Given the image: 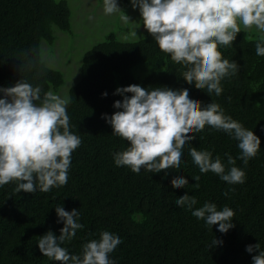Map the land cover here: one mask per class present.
<instances>
[{
    "label": "trees",
    "instance_id": "trees-1",
    "mask_svg": "<svg viewBox=\"0 0 264 264\" xmlns=\"http://www.w3.org/2000/svg\"><path fill=\"white\" fill-rule=\"evenodd\" d=\"M53 28L71 30L65 0H0V88L20 79L40 85L44 92L62 85V73L48 67L40 55V42L54 41ZM143 34L130 42L117 40L111 32L84 53L79 79L68 92L71 131L82 143L72 153L67 184L34 193H16V182L0 186V264H59L44 257L37 246L46 232L58 237L64 227L55 212L58 205L65 211L78 210L77 222L84 226L61 245L70 255H80L82 246L98 240L103 231L122 240L109 254L115 264H253L259 251L248 253L246 246L259 243L264 251V56L255 49L264 36L241 27L232 46H218L222 58L235 62L239 71L221 81L223 91L217 96L186 83V68L160 51L146 29ZM130 85L187 89L201 109L217 103L225 115L254 132L260 150L245 165L238 158V141L206 125L190 134L194 139L182 149L179 168L159 173L142 168L137 174L117 166L114 154L129 144L113 134L102 116L122 110L113 107L123 100L114 93ZM189 148L209 151L213 160L218 156L226 172L231 166L225 154L232 156L234 166L245 172V182L229 184L211 171L201 173ZM177 176H183L187 186L171 187ZM185 194L197 200L191 209L176 204ZM206 202L216 204L217 210L231 208L234 227L221 233L218 225L211 228L194 217L192 211ZM213 239L222 243L212 245Z\"/></svg>",
    "mask_w": 264,
    "mask_h": 264
},
{
    "label": "clouds",
    "instance_id": "clouds-1",
    "mask_svg": "<svg viewBox=\"0 0 264 264\" xmlns=\"http://www.w3.org/2000/svg\"><path fill=\"white\" fill-rule=\"evenodd\" d=\"M131 3L134 9L139 8L144 28L159 50L186 68L182 73L184 81L217 96L223 91L221 81L239 71L235 62L222 58L218 46H232L241 26L249 30L255 26L264 32V0H131ZM103 5L106 15L119 13L122 22L130 23L116 0H103ZM130 35L137 37L134 30ZM255 49L258 56H264V37ZM0 94L3 97L0 98V186L16 182V193H34L37 189L49 192L66 185L72 153L82 143L80 136L71 131L67 113L70 101L21 79L14 86L0 88ZM114 94L123 96L122 101L113 104L115 109L122 110L102 118L110 124L113 134L129 144L124 151L114 154L115 164L127 166L133 173H140L142 168L152 173L179 168L182 149L194 139L190 134L201 132L206 125L238 141V158L245 165L260 150L261 141L252 130L225 115L217 103L201 109L199 101L190 99L187 89L148 90L130 85L117 88ZM103 96L107 93H102ZM189 155L201 173L211 171L229 184L245 182V172L234 166L236 160L228 154L225 155L231 167L227 172L220 158L213 160L209 151L189 148ZM199 179L193 177L197 182ZM170 183L173 188H184L188 181L177 176ZM194 187L198 188L199 184ZM196 203V198L187 194L176 200L177 206L189 209ZM55 212L64 227L58 237L52 231L39 237L37 246L44 257L59 264H115L109 254L122 243L118 235L103 231L98 240L82 246L80 255H70L61 245L71 241L84 226L77 222L76 209L69 212L58 205ZM192 215L211 228L218 225L221 233L234 227L231 221L235 213L227 206L217 210L216 204L206 202L192 211ZM218 243L222 241L213 239L212 245ZM259 249V243L246 246L248 253L259 251L252 257L253 264H264V251Z\"/></svg>",
    "mask_w": 264,
    "mask_h": 264
},
{
    "label": "rangeland",
    "instance_id": "rangeland-1",
    "mask_svg": "<svg viewBox=\"0 0 264 264\" xmlns=\"http://www.w3.org/2000/svg\"><path fill=\"white\" fill-rule=\"evenodd\" d=\"M70 9V32L66 33L53 28L52 44L42 40L40 55L42 61L50 68L58 70L63 75V83L58 89H51L61 98L68 99L69 89L75 85L80 75V65L84 53L94 44L105 39L108 33H114L119 41H136L144 36V25L139 8H133L131 0L127 4L116 0L121 11L129 17L130 23L120 20V14L106 15L103 0H65ZM243 28V26H241ZM135 31L137 37L130 33ZM249 30V29H247ZM249 31H255L260 36L264 32L253 26ZM128 36V39H124Z\"/></svg>",
    "mask_w": 264,
    "mask_h": 264
}]
</instances>
